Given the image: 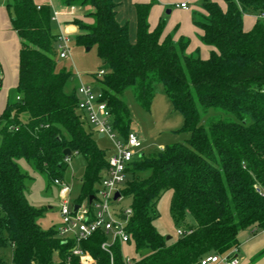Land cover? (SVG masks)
<instances>
[{
    "label": "trees",
    "instance_id": "1",
    "mask_svg": "<svg viewBox=\"0 0 264 264\" xmlns=\"http://www.w3.org/2000/svg\"><path fill=\"white\" fill-rule=\"evenodd\" d=\"M225 1V9L202 1L207 16L194 24L211 47L202 58L185 54L186 39L164 36L162 23L150 27L149 3L135 4L132 42L128 25L116 21L114 0H62L90 7L89 22L76 20V41L96 46L100 70L108 65L94 80L120 136L126 137L131 123L123 93L132 88L137 103L149 110L157 82L183 115L179 131L188 134L155 153L142 151L127 166L121 193L131 198V213L125 229L137 254L129 261L119 242L108 251L101 248L107 239L102 231L80 242L86 259L70 255L73 241L59 239L56 227L42 229L36 221L44 209L27 201L19 158L53 182L62 179L66 148L69 157L81 155L85 167L76 198L81 201L95 191L107 156L77 109V82L68 87L74 73L57 68L58 34L51 29L50 4L38 8L36 0L6 1L20 46L16 101L0 113V250L11 248V261L0 254V264H65L68 258L70 264H196L207 254L238 248L240 230H264V195L256 190L264 189V0ZM244 14L255 16L249 30ZM1 80L0 64V85ZM210 109L225 116L213 114L203 124ZM142 170L149 171L147 177L138 176ZM167 189L172 190L171 218L184 231L168 239L153 224L155 204Z\"/></svg>",
    "mask_w": 264,
    "mask_h": 264
},
{
    "label": "rangeland",
    "instance_id": "2",
    "mask_svg": "<svg viewBox=\"0 0 264 264\" xmlns=\"http://www.w3.org/2000/svg\"><path fill=\"white\" fill-rule=\"evenodd\" d=\"M7 0H0L3 6L5 16L9 21V14L5 4ZM38 1V0H36ZM51 4V13L54 17L51 21V29L54 33H62L69 39V55L66 58H56L57 68H67L74 74L70 80V85L76 81L78 75L83 82L97 86L94 76L100 71L101 60L97 55L96 46H87L77 43L76 36L79 34V26L76 20L81 22H89V10L81 5H68L62 0H47ZM118 3L116 10V21L123 25H128V34L130 41L136 39V21H135V4L149 3L151 5L148 22L151 28L156 27L158 23L164 26L163 34L172 35L173 40L178 41L180 38L186 39L188 44L185 48V54H197L202 58L209 55L211 47L204 44L200 39V31L195 26L196 19L207 16L202 7L203 0H186L189 9L184 11L175 6V3L181 0H115ZM217 2L222 9L226 8L225 0H210ZM2 2V4H1ZM39 2V1H38ZM170 9V13L166 10ZM243 26L245 30H249L255 18L250 14L242 15ZM57 41L56 46H58ZM19 38L16 31L10 26L8 30L0 29V64L2 70V80L0 85V113L4 109L7 102L16 101V81H17V64ZM78 73V75H77ZM123 99L128 105L131 123L130 131L136 132L142 139V151L146 153H155L163 146L173 142H180L187 138L186 132L179 131L184 124L183 115L173 109L169 101L163 84L157 82L154 85V96L150 104L149 110L142 108L136 101L132 88H128L123 93ZM224 117L222 112H215L210 109L208 115L203 118L202 123L211 115ZM22 120L27 118V114L23 113L20 117ZM86 127L88 125L86 124ZM93 137L106 156L112 152L113 140L109 137H99L92 131ZM121 136H115V140H121ZM18 166L22 173L27 176L25 182V195L27 201L37 209H44L41 215L36 219L42 229L57 227L60 222L59 205L61 199L59 197V188L53 182L49 181L44 173L34 170L25 158L17 160ZM85 167V159L78 154L70 157L63 169L62 180L71 188V198L76 199L80 195V178L83 176ZM138 176L145 178L149 171H139ZM172 198V190L163 191L158 198L155 209L158 216L153 221L156 229L165 237L175 238L178 236L177 229L183 228L177 226L170 215V203ZM116 211L130 207L131 198L122 195L118 201L111 203ZM187 222L193 223V219L188 216ZM250 228H247L248 230ZM245 230V229H243ZM241 230L239 231L240 235ZM240 238V236H238ZM123 257L131 259L137 256L135 246L132 241L128 243H120ZM0 254L4 256L9 263L11 261V248L7 247L0 250ZM57 260V256H55ZM89 264H94L92 261Z\"/></svg>",
    "mask_w": 264,
    "mask_h": 264
},
{
    "label": "built area",
    "instance_id": "3",
    "mask_svg": "<svg viewBox=\"0 0 264 264\" xmlns=\"http://www.w3.org/2000/svg\"><path fill=\"white\" fill-rule=\"evenodd\" d=\"M176 6L183 9L188 8L185 2L177 3ZM37 7H40V2ZM260 17H264V12L260 13ZM57 34L59 41L58 56L59 58H66L69 55V39L62 33ZM103 73L104 69H101L96 75L101 76ZM76 80L77 109L96 134H101L102 138L109 137L113 140L112 152L107 156L106 168L95 184L91 201L88 198L81 201L72 199L70 186L62 179L53 180V184L59 188L58 193L61 199L59 205L61 218L56 227L57 237L63 241H73V245L69 248L70 255L86 259L87 254L80 247V242L96 231H102L107 235V239L101 243V248L107 251L113 242L127 243L129 240L125 225L131 208L116 211L111 203L121 199V189L126 180L127 166L142 152V141L138 134L133 131H129L126 137L121 138V140H115V136H120V134L113 126L112 111L103 98L102 91L97 86L83 82L79 75ZM69 158V156H65L64 160L67 162ZM256 190L264 195V189L256 187ZM117 191L119 196L114 198ZM75 204H78L76 209H74ZM121 214L126 215V220L120 217ZM183 233L182 229H177L178 235ZM237 250L235 247L224 253L207 254L200 258L196 264H238ZM125 260L129 261L127 258ZM88 262L90 261L88 260ZM65 264H70L69 258Z\"/></svg>",
    "mask_w": 264,
    "mask_h": 264
},
{
    "label": "crops",
    "instance_id": "4",
    "mask_svg": "<svg viewBox=\"0 0 264 264\" xmlns=\"http://www.w3.org/2000/svg\"><path fill=\"white\" fill-rule=\"evenodd\" d=\"M38 1L40 3L50 4L47 0H38ZM180 2H185L188 5V8L183 9L181 7L176 6V4L180 3ZM180 2L175 3V6L184 10V11H187L189 9L188 2L186 0H181ZM1 4H2V2H1ZM50 6H51V4H50ZM85 7L88 10H90V7H88V6H85ZM3 8L4 7L0 5V29L1 30H8L11 26V22H10V18H9V21L7 20ZM117 9H118V3H117L116 10ZM170 12H171V10H170ZM251 16L255 17L254 15H251ZM135 21H136V14H135ZM19 46H20V43L17 46V51H19ZM76 82H77V80H76ZM141 141H142V139H141ZM248 228H250V229L246 230L247 229L246 228L245 230H241L240 235L238 233V236H240V238L238 237L239 245L237 248L238 249L237 250V256L239 258L238 264H264V252L260 255V253L264 250V230H261L255 226H251Z\"/></svg>",
    "mask_w": 264,
    "mask_h": 264
},
{
    "label": "water",
    "instance_id": "5",
    "mask_svg": "<svg viewBox=\"0 0 264 264\" xmlns=\"http://www.w3.org/2000/svg\"><path fill=\"white\" fill-rule=\"evenodd\" d=\"M166 13H170V10L168 9V10H166ZM89 47H87V49H88ZM108 68V65L107 64H103L102 65V69H107ZM102 135L100 134L99 135V137H101ZM63 154L65 155V156H70V154H71V151H70V149H68V148H66L64 151H63ZM119 196V192L117 191V192H115V194H114V198H117ZM92 198H93V195L91 194L89 197H88V199H89V201H91L92 200ZM78 207V204H75L74 205V209H76ZM120 217L123 219V220H126V215L125 214H121L120 215ZM170 236H167L166 238L168 239Z\"/></svg>",
    "mask_w": 264,
    "mask_h": 264
}]
</instances>
